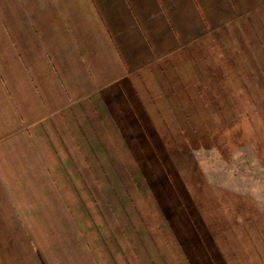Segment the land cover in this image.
Returning <instances> with one entry per match:
<instances>
[{"label": "crops", "instance_id": "crops-1", "mask_svg": "<svg viewBox=\"0 0 264 264\" xmlns=\"http://www.w3.org/2000/svg\"><path fill=\"white\" fill-rule=\"evenodd\" d=\"M257 54L264 0H0V264H264L248 193L192 166L173 218L133 174L236 107Z\"/></svg>", "mask_w": 264, "mask_h": 264}, {"label": "rangeland", "instance_id": "rangeland-1", "mask_svg": "<svg viewBox=\"0 0 264 264\" xmlns=\"http://www.w3.org/2000/svg\"><path fill=\"white\" fill-rule=\"evenodd\" d=\"M259 50L255 52L259 53ZM255 58L251 62L252 77L247 79L251 85L250 93L234 95L236 107L224 105L225 109L209 111L211 130L199 126L201 133L194 130L192 137L195 140L191 142H156L157 154L163 152V157L134 159L133 174L139 177L141 199L149 196L146 186H150L151 192L167 204V213L175 218L179 212L175 186L188 181L187 172L194 166L203 176L202 180L246 192L257 205H264V60L259 54ZM220 80L225 84L228 81ZM204 120L206 123L207 116ZM147 207L146 203L145 213ZM155 209L160 217L158 207Z\"/></svg>", "mask_w": 264, "mask_h": 264}]
</instances>
